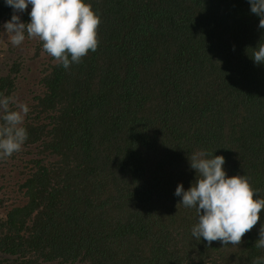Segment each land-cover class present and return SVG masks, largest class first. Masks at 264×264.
<instances>
[{"label":"trees","instance_id":"obj_1","mask_svg":"<svg viewBox=\"0 0 264 264\" xmlns=\"http://www.w3.org/2000/svg\"><path fill=\"white\" fill-rule=\"evenodd\" d=\"M86 2L100 18L97 48L68 69L38 38L0 42V94L14 97L28 59L45 88L27 104L20 151L0 158V264L264 256L254 247L264 209L238 245H206L191 236L195 209L173 195L194 179L188 156L205 150L264 198V64L251 59L264 29L248 0ZM11 14L0 0V24Z\"/></svg>","mask_w":264,"mask_h":264},{"label":"clouds","instance_id":"obj_2","mask_svg":"<svg viewBox=\"0 0 264 264\" xmlns=\"http://www.w3.org/2000/svg\"><path fill=\"white\" fill-rule=\"evenodd\" d=\"M3 4L11 8L12 14L0 24V37L14 47L20 46L26 36L38 38L42 49L64 69L97 48L100 18L86 0H3ZM248 4L250 12L259 17L258 27L264 29V0H248ZM29 6V20L22 22L19 14ZM251 59L264 64V43L254 48ZM28 112L27 104L0 94V158L20 151L27 139L23 120ZM188 162L194 179L187 189L178 183L173 195L180 198L178 204L195 209L192 238L203 239L206 245L217 240L221 245H238L260 219L264 198L245 175L226 174L222 155L198 150L188 156ZM254 194H258L255 199ZM254 247L264 249V223ZM251 264H264V256L254 257Z\"/></svg>","mask_w":264,"mask_h":264},{"label":"rangeland","instance_id":"obj_3","mask_svg":"<svg viewBox=\"0 0 264 264\" xmlns=\"http://www.w3.org/2000/svg\"><path fill=\"white\" fill-rule=\"evenodd\" d=\"M3 40H4V38H0V42L1 41L3 42ZM1 46H2V44L0 43V48H1ZM18 51L20 53V49H18ZM29 51H30V49H29ZM5 53H6V51H2L0 54L2 56ZM22 54L25 55L26 57L29 56L26 48L21 51V55ZM39 61H40L39 59L36 60V64H34V61L31 62L28 59L26 67L33 69L36 72H32L30 69L26 70L24 77H21L18 79V81L16 83V92L14 94V97L16 98V100L18 102L25 103V104L33 103L35 101L36 95L39 94L41 91L45 90V88H43L42 84H40L38 81L39 77L41 75V73L39 71H37ZM32 75H36V77H38V79L34 78ZM13 107H15V105ZM25 117H24V119H25ZM18 156H20V154H18ZM16 161H14V162H16ZM8 169H10V168H8ZM13 170L15 171L16 175L19 174V171L17 168H13Z\"/></svg>","mask_w":264,"mask_h":264}]
</instances>
